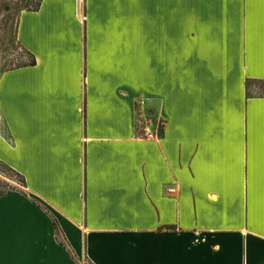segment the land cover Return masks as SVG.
Segmentation results:
<instances>
[{
    "label": "crops",
    "instance_id": "1",
    "mask_svg": "<svg viewBox=\"0 0 264 264\" xmlns=\"http://www.w3.org/2000/svg\"><path fill=\"white\" fill-rule=\"evenodd\" d=\"M17 43L0 264H264V0H42Z\"/></svg>",
    "mask_w": 264,
    "mask_h": 264
},
{
    "label": "rangeland",
    "instance_id": "2",
    "mask_svg": "<svg viewBox=\"0 0 264 264\" xmlns=\"http://www.w3.org/2000/svg\"><path fill=\"white\" fill-rule=\"evenodd\" d=\"M42 0H0V65L11 69L30 62L31 57L17 43L20 13L33 10ZM22 184L21 178L0 163V192L11 191ZM20 188V187H19Z\"/></svg>",
    "mask_w": 264,
    "mask_h": 264
},
{
    "label": "built area",
    "instance_id": "3",
    "mask_svg": "<svg viewBox=\"0 0 264 264\" xmlns=\"http://www.w3.org/2000/svg\"><path fill=\"white\" fill-rule=\"evenodd\" d=\"M144 107V104L142 106ZM164 134V124L160 119L156 121L153 114L147 110H143L142 116L137 120V137L142 140L159 141ZM81 264H92L88 260H84Z\"/></svg>",
    "mask_w": 264,
    "mask_h": 264
},
{
    "label": "trees",
    "instance_id": "4",
    "mask_svg": "<svg viewBox=\"0 0 264 264\" xmlns=\"http://www.w3.org/2000/svg\"><path fill=\"white\" fill-rule=\"evenodd\" d=\"M40 4H41V2L37 5V7L35 8V9H33V10H38L39 9V7H40ZM36 62L35 61H31V65H34ZM19 176V175H18ZM20 177V176H19Z\"/></svg>",
    "mask_w": 264,
    "mask_h": 264
}]
</instances>
